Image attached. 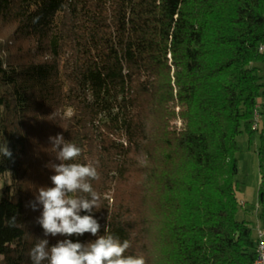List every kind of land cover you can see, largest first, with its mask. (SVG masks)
Masks as SVG:
<instances>
[{"label": "trees", "instance_id": "1", "mask_svg": "<svg viewBox=\"0 0 264 264\" xmlns=\"http://www.w3.org/2000/svg\"><path fill=\"white\" fill-rule=\"evenodd\" d=\"M243 131L258 139L264 229V0H0V145L13 154L0 155V264L106 227L146 264H254L258 239L237 218ZM57 134L97 168L99 208L80 213L97 236L45 237L29 206L54 186Z\"/></svg>", "mask_w": 264, "mask_h": 264}, {"label": "clouds", "instance_id": "2", "mask_svg": "<svg viewBox=\"0 0 264 264\" xmlns=\"http://www.w3.org/2000/svg\"><path fill=\"white\" fill-rule=\"evenodd\" d=\"M49 141L60 163L49 165L55 173L50 177L54 186L40 187L35 200L29 202L33 210L42 205L37 223L42 226L45 237L84 233L97 236L101 227L97 219L91 214H80L82 210L91 213L99 208L100 194L90 182L99 178L96 166L91 162H75L82 149L66 141L63 135L50 136ZM0 155L12 158L6 142L0 145ZM8 225L15 226L16 218L9 219ZM130 246L129 240L121 241L106 227L104 235L86 244L63 239L49 247L47 239H38L28 255L32 264H146L143 255H125Z\"/></svg>", "mask_w": 264, "mask_h": 264}, {"label": "rangeland", "instance_id": "3", "mask_svg": "<svg viewBox=\"0 0 264 264\" xmlns=\"http://www.w3.org/2000/svg\"><path fill=\"white\" fill-rule=\"evenodd\" d=\"M238 143L240 147L238 152L240 158L238 179L241 182L238 198L246 204L240 208L237 218L248 221L253 229L254 238L258 239V225H261L258 216L260 187L258 139L256 138L250 143L247 133L243 131L238 135Z\"/></svg>", "mask_w": 264, "mask_h": 264}, {"label": "built area", "instance_id": "4", "mask_svg": "<svg viewBox=\"0 0 264 264\" xmlns=\"http://www.w3.org/2000/svg\"><path fill=\"white\" fill-rule=\"evenodd\" d=\"M256 256L259 257L260 263L264 264V229L258 226V242Z\"/></svg>", "mask_w": 264, "mask_h": 264}, {"label": "bare ground", "instance_id": "5", "mask_svg": "<svg viewBox=\"0 0 264 264\" xmlns=\"http://www.w3.org/2000/svg\"><path fill=\"white\" fill-rule=\"evenodd\" d=\"M256 118H258V115H256ZM254 127H257V124H254ZM254 264H261L258 256H256Z\"/></svg>", "mask_w": 264, "mask_h": 264}, {"label": "crops", "instance_id": "6", "mask_svg": "<svg viewBox=\"0 0 264 264\" xmlns=\"http://www.w3.org/2000/svg\"><path fill=\"white\" fill-rule=\"evenodd\" d=\"M259 226V225H258Z\"/></svg>", "mask_w": 264, "mask_h": 264}]
</instances>
